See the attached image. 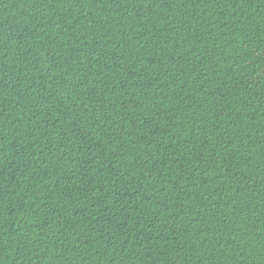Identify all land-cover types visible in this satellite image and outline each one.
<instances>
[{"label":"trees","instance_id":"16d2710c","mask_svg":"<svg viewBox=\"0 0 264 264\" xmlns=\"http://www.w3.org/2000/svg\"><path fill=\"white\" fill-rule=\"evenodd\" d=\"M0 264H264V0H0Z\"/></svg>","mask_w":264,"mask_h":264}]
</instances>
